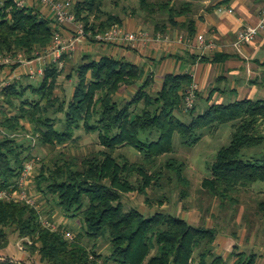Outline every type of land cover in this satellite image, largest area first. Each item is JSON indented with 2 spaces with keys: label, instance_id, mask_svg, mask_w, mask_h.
I'll list each match as a JSON object with an SVG mask.
<instances>
[{
  "label": "trees",
  "instance_id": "1",
  "mask_svg": "<svg viewBox=\"0 0 264 264\" xmlns=\"http://www.w3.org/2000/svg\"><path fill=\"white\" fill-rule=\"evenodd\" d=\"M136 1L145 17H161L154 23L153 34H168L170 29L182 31L184 34L178 35L185 40L193 39L194 22L177 21L192 13L190 0ZM103 7L104 0H75L72 11L76 21L92 33L122 26V20ZM52 21L16 0H0V55L22 54L28 60L37 57L53 41L56 29ZM74 72L76 82L67 104L54 94L61 70L53 65L46 67L37 86L14 82L4 88L3 105L14 114L1 110L0 125L14 133L23 130L25 122L38 143L52 149L77 142L74 134L80 129L97 134L98 150L69 158L62 152L48 163L42 161L33 177L35 191L51 196L65 218H81L80 232L68 240L65 225L51 231L38 222L34 208L0 200V251L8 246L7 230L11 229L18 238H28L32 243L25 247L47 264H224L220 255L211 252L217 235L214 228L194 226L164 212L146 217L135 208L125 209L122 196L137 192L147 202L146 190L159 187V180L168 173L182 187L180 197H187L184 163L173 156L174 135L192 147L201 140V131L231 123L230 141L216 152L208 167L210 177L202 180L201 188L222 205L238 206L241 189L264 181V158L257 162L238 158L242 150L264 141V100L212 104L197 115L192 107L187 111L189 120L183 121L177 114L184 110L185 93L192 84L188 73L166 74L160 88L150 94L151 73L122 58L84 57ZM123 86H136L131 99L118 97ZM27 91L32 98L26 96ZM50 110L63 114L62 120L51 118ZM120 148L135 150L140 160L130 161ZM30 158L29 146L15 138L0 137V190L16 182ZM255 213L264 215V201L257 203ZM83 239L94 243L88 246ZM100 239L109 245L105 256L95 246ZM232 257L233 264H255L257 259L255 253L245 252H233ZM0 264L15 263L2 260Z\"/></svg>",
  "mask_w": 264,
  "mask_h": 264
},
{
  "label": "rangeland",
  "instance_id": "2",
  "mask_svg": "<svg viewBox=\"0 0 264 264\" xmlns=\"http://www.w3.org/2000/svg\"><path fill=\"white\" fill-rule=\"evenodd\" d=\"M74 1L75 0H70L71 4H73ZM181 1L182 0H176V3H180ZM202 1L203 0H190L196 12L202 9ZM38 5L39 8H42L41 10L36 8V6H32V8L37 9L41 15L52 19L51 16L48 15V11L40 4ZM103 10L117 15L122 20V26L127 30H132L128 25L134 26L139 30H152L155 21L161 18L159 15L154 18L145 17V15L139 10L136 0H104ZM131 11H134L135 13L132 14ZM52 23H54V21H52ZM56 30L62 32L60 33L62 39L67 38L63 35V31H68L73 34L71 29L64 26L57 25ZM110 47L117 49H135L126 46H104L94 42H84L83 44L78 45L74 52L64 56V65L61 69V74L57 78V85L54 92L55 96L60 101H64V103L67 104L76 82L74 70L76 66L82 62L84 57H87V60H96L102 55H112L114 58L121 59L119 54L113 55L109 53ZM126 59L131 61V58ZM13 67L14 66L8 69L12 71L11 68ZM8 69L0 70V84L11 81L17 82V85L23 87L27 85L37 86L42 78L41 76L30 78L24 73V71L19 70L17 72L18 74H21L19 75V79H15V81L10 76V70ZM135 91L136 86L131 88L123 86L119 89L118 97L123 98V100H129ZM147 91L150 94H154L156 88L151 85L147 88ZM26 96L32 98L29 91L26 92ZM3 99L0 91V111L7 112L8 115L14 114L13 110H10L3 105ZM220 103H227V101ZM207 105L208 104L204 98H195L192 105L194 115L202 113ZM49 116L58 120H62L63 118V114H55L53 113V110H50ZM177 116L183 121H188L190 118L189 112L184 111L183 109L177 114ZM0 120H2L1 114ZM60 127V123H57L56 128L59 129ZM261 130V134L264 136V123L262 124ZM231 132V123L222 124L211 131L210 129H205L201 131V140L192 147L184 145L180 136L175 134L173 139V156L184 163V176L189 182V187L187 188L188 196L181 198L179 192L182 187L178 184L173 175L165 173L159 180V187L146 190L147 202L146 197L137 192L124 194L122 196V203L125 209L135 208L146 217L151 216L156 211L179 216L191 225L214 228L217 233V238L225 237L232 244V252L242 251L247 254L255 253L256 255H260V247L264 245V215H257L255 212L257 203L264 201V181L256 182L247 188L241 189L238 194L239 204L236 207L228 204L222 205L218 199L209 196L201 188L202 180L210 177V171L208 169L209 165L213 162L216 152L221 147L228 145ZM14 133L16 134L15 140L17 142L22 143L25 147L29 146L30 159L34 160L33 177L37 175L42 161L48 163L50 159L55 156L58 157L62 152L65 153L68 158L80 157L88 155L100 148L97 134L94 132L85 133L83 129L76 131L74 134V137H78L77 142L66 143L63 146L54 149L41 146L38 141L32 146L31 141L27 137L28 135H32L31 127L25 122L23 123V130ZM119 152L132 162L140 160V156L133 149L120 148ZM238 158L242 161L249 162L260 161L264 158V141L259 146L242 150ZM165 159L166 156L161 158V161H164ZM29 187L40 212L43 213H41L42 216L56 226L65 225V232H70L73 237L76 233L80 232L81 218H65L59 208L54 205L51 196L46 197L35 191L33 180ZM7 232L9 243L4 250L0 251V261L11 260L15 264H47L40 259L37 252L32 253L25 246L23 250H19L16 247V243L19 240L17 233L13 232L11 229H8ZM254 234L257 236L254 237ZM83 242L88 246H92L94 243L86 239H83ZM95 246L102 256L109 253V245L105 239L97 241ZM229 247L230 246H227V248ZM200 250L201 249L196 250L195 256L198 255ZM211 252L214 255H220L221 258L224 256V253H218L216 251L215 245H213ZM223 259H225V261ZM223 259L224 264H231V257H223ZM210 260V257H208L207 261L209 262Z\"/></svg>",
  "mask_w": 264,
  "mask_h": 264
},
{
  "label": "crops",
  "instance_id": "3",
  "mask_svg": "<svg viewBox=\"0 0 264 264\" xmlns=\"http://www.w3.org/2000/svg\"><path fill=\"white\" fill-rule=\"evenodd\" d=\"M16 1L22 3L21 6L39 8L35 0ZM222 1L224 3L221 6L232 9L233 13L217 11V4ZM202 3V9L198 12L192 5V13L188 17L178 18L177 21L182 23L192 20L195 29L193 39L197 35H202L206 40H212L218 44H231L241 28L258 21L260 12L264 8V0H203ZM128 26L132 28L130 31L154 35L152 30H139L134 26ZM167 32L171 36L184 34L182 31L170 29ZM63 35L67 37L69 32L63 31ZM109 53L119 54L120 58L125 60L131 58V61H127L143 67L146 73H151L152 86L156 88V91L160 88L166 74L188 73L192 77V84L196 86V98H204L207 106L228 104L242 99L264 100V32L255 41L243 46L240 51L231 47L204 51L186 49L183 45L175 43H154L141 45L135 49L110 47ZM19 70L22 69L17 71ZM226 101L227 103H220ZM256 236L254 234V237ZM213 245L216 246L218 253H224L223 257H231V264H233L232 244L227 238L216 237ZM227 246L230 247L227 248ZM260 248V255H257L255 264H264V245Z\"/></svg>",
  "mask_w": 264,
  "mask_h": 264
},
{
  "label": "built area",
  "instance_id": "4",
  "mask_svg": "<svg viewBox=\"0 0 264 264\" xmlns=\"http://www.w3.org/2000/svg\"><path fill=\"white\" fill-rule=\"evenodd\" d=\"M38 4L43 6L48 15L51 16L54 23L52 27L56 29V26H64L73 31V34L69 32V36L66 39H62L60 32L54 31L52 43L43 50L37 57L28 60L22 54L17 55H0V70L8 69L14 66L12 71L10 69L9 74L13 80H18L19 75L17 69H22L27 76L34 78L36 76H43L45 69L49 65L57 67L61 70L64 65V56L74 52L77 46L84 42H94L102 44L104 46H126L131 48H137L138 46L154 43H175L183 45L186 49H199L204 51H216L222 50L226 47H231L236 51L255 41L258 36L264 32V8L261 10L258 21L255 24L247 25L241 28L235 35L231 44H218L212 40H206L202 35H197L195 39L185 40L181 35L171 36L169 34L156 33L150 35L141 31H130L123 26L113 25L109 29L103 32L92 33L84 28L81 22H77L72 11V4L70 0H35ZM22 5V3H18ZM218 12L233 13L232 9L226 7H218ZM15 80V81H16ZM14 82L8 81L0 84V91L8 87ZM196 86L191 84L185 93L184 99V111H188L192 108L195 101ZM15 133H9L0 125V137L15 138ZM31 141V145L34 146L37 141V135L27 136ZM34 160L29 159L23 166L21 174L18 176L16 182L9 188L0 190V200L20 202L32 207L38 214V222L51 231L57 229V226L50 222L47 218L42 216L39 211V207L36 204L35 198L30 191V184L33 180ZM66 239H72L70 232H64ZM31 241L26 238H19L16 243V247L19 250H23L25 244L31 245Z\"/></svg>",
  "mask_w": 264,
  "mask_h": 264
}]
</instances>
